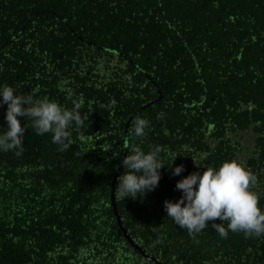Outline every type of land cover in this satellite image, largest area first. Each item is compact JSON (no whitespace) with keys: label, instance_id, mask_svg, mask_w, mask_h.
I'll list each match as a JSON object with an SVG mask.
<instances>
[{"label":"trees","instance_id":"obj_1","mask_svg":"<svg viewBox=\"0 0 264 264\" xmlns=\"http://www.w3.org/2000/svg\"><path fill=\"white\" fill-rule=\"evenodd\" d=\"M164 4L166 19L154 13L157 0H0V84L23 94L38 87V96L68 108L82 101L84 118L66 151L31 129L22 155L0 151V264H156L125 238L111 204L112 181L133 144H159L169 166L174 159L172 168L185 166L174 176L165 164L143 198L116 194L142 248L167 264H264V235L223 238L209 221L190 236L164 209L182 195L178 180L231 159L232 118L262 116L244 108L260 52L248 27L264 29V4ZM143 11L152 22H141ZM159 90L163 99L140 109ZM133 113L150 122L142 138L130 135L133 120L127 127Z\"/></svg>","mask_w":264,"mask_h":264},{"label":"clouds","instance_id":"obj_2","mask_svg":"<svg viewBox=\"0 0 264 264\" xmlns=\"http://www.w3.org/2000/svg\"><path fill=\"white\" fill-rule=\"evenodd\" d=\"M39 91L37 87L23 94L12 85L0 84V106L7 105L6 127L0 126V151L22 155L28 129L40 136L50 133L60 151L70 147L73 128L84 125L80 112L82 101H74L73 107L68 108L47 96H38ZM20 117L24 118L23 124ZM149 125L147 118L136 117L130 135L144 137ZM164 151L159 144L150 145L147 150L133 144L121 161L125 171L118 178L117 197L143 198L154 191L161 179L162 167L169 166L162 159ZM173 162L169 166L172 175H180L185 166L179 164L172 168ZM256 179L251 169L237 158L226 159L219 167L204 168L203 172L194 171L177 181L175 187L182 192L179 199L164 201L167 217L190 236L205 230L209 221L223 238L229 232L262 236L264 208L259 204L260 195L252 189ZM217 218L221 223H216Z\"/></svg>","mask_w":264,"mask_h":264},{"label":"flooded vegetation","instance_id":"obj_3","mask_svg":"<svg viewBox=\"0 0 264 264\" xmlns=\"http://www.w3.org/2000/svg\"><path fill=\"white\" fill-rule=\"evenodd\" d=\"M148 1L154 2V0ZM170 1L172 2L174 0ZM258 1L260 0H244L245 10L250 9L252 6L255 8L261 7V5L264 4V0H261L260 2ZM164 2L165 0H157L156 6L158 11L154 12L156 16L160 15L164 18L162 10V7H165ZM234 6L235 5L233 4V7ZM149 7L150 6L147 8ZM146 13V11H143L141 22H152L149 14ZM260 25H264V22ZM256 27L257 25L248 27V32L250 33L248 34L247 41L259 42L258 49L260 52L258 51L257 54L253 55L258 61V66L252 67L253 69H257V72L252 78L246 75L245 89L248 93H251L250 95L252 97L246 104L244 111L250 110L254 113L260 112L259 114L262 116L258 115V118H251L243 114L244 116L242 115L241 117L236 118V120L235 118H232L231 127H233V129H231V135H228L226 138H231V159L237 158L243 161L256 176V183L252 185V189L260 195L259 203L264 206V29ZM205 31L213 32L214 30L207 26ZM261 65H263L262 71H260ZM206 129L208 130L209 128L207 127ZM197 162L198 161H196V164L198 165ZM253 251L254 250H252V252Z\"/></svg>","mask_w":264,"mask_h":264},{"label":"water","instance_id":"obj_4","mask_svg":"<svg viewBox=\"0 0 264 264\" xmlns=\"http://www.w3.org/2000/svg\"><path fill=\"white\" fill-rule=\"evenodd\" d=\"M162 99H163V92L161 90H159V96L157 97V99L147 102L146 104L142 105L140 109L147 108L150 105H152V104H154L157 101L162 100ZM135 115H136V113H133L129 117L127 127H129V125H130V123L133 120ZM127 137H128V135H127ZM127 154H128V150L126 149L124 156H126ZM123 171H124V166L121 163V165L118 167V171L116 172V174L114 176V179L112 181V188H111V204L113 207V211L117 217L118 224H119L121 230L123 231L125 238L129 241V243L132 246H134L139 252H141V254L144 258H147V259L155 262L156 264H167L164 261L159 260L157 257L148 253L144 248H142L141 245L138 242H136L135 239L131 236V234L129 233V231L127 230V228L124 225L122 216L119 213L118 204H117V197H116V186H117L118 178L122 174Z\"/></svg>","mask_w":264,"mask_h":264}]
</instances>
